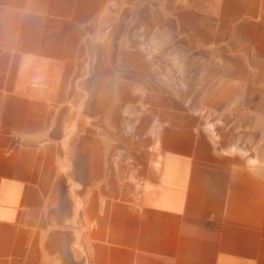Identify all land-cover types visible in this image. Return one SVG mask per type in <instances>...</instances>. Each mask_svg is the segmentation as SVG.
<instances>
[{"label": "crops", "instance_id": "crops-1", "mask_svg": "<svg viewBox=\"0 0 264 264\" xmlns=\"http://www.w3.org/2000/svg\"><path fill=\"white\" fill-rule=\"evenodd\" d=\"M0 264H264V0H0Z\"/></svg>", "mask_w": 264, "mask_h": 264}, {"label": "rangeland", "instance_id": "rangeland-1", "mask_svg": "<svg viewBox=\"0 0 264 264\" xmlns=\"http://www.w3.org/2000/svg\"><path fill=\"white\" fill-rule=\"evenodd\" d=\"M163 68L165 79H167L168 84L173 86L175 89L185 87L187 83V78L185 74H182L180 71L170 64L162 63L159 66L160 69Z\"/></svg>", "mask_w": 264, "mask_h": 264}]
</instances>
